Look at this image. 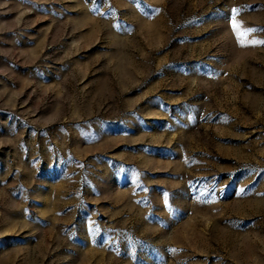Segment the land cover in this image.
<instances>
[{
    "label": "rangeland",
    "instance_id": "obj_1",
    "mask_svg": "<svg viewBox=\"0 0 264 264\" xmlns=\"http://www.w3.org/2000/svg\"><path fill=\"white\" fill-rule=\"evenodd\" d=\"M262 42L264 0H0V264H264Z\"/></svg>",
    "mask_w": 264,
    "mask_h": 264
},
{
    "label": "snow or ice",
    "instance_id": "obj_2",
    "mask_svg": "<svg viewBox=\"0 0 264 264\" xmlns=\"http://www.w3.org/2000/svg\"><path fill=\"white\" fill-rule=\"evenodd\" d=\"M233 11L235 12V11H238V10H233ZM232 26H233L234 30H236L239 27L235 21H233V25ZM262 43H264V42H262Z\"/></svg>",
    "mask_w": 264,
    "mask_h": 264
}]
</instances>
